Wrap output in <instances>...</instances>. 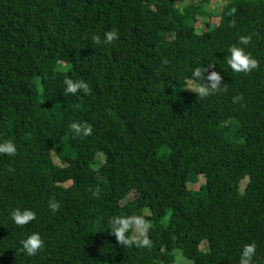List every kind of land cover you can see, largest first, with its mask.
I'll return each mask as SVG.
<instances>
[{
  "label": "trees",
  "instance_id": "1",
  "mask_svg": "<svg viewBox=\"0 0 264 264\" xmlns=\"http://www.w3.org/2000/svg\"><path fill=\"white\" fill-rule=\"evenodd\" d=\"M176 2L0 0V142L16 146L0 154V264H169L175 248L190 264H238L250 242L264 264V0ZM231 45L257 67L233 72ZM194 67L221 89L199 97ZM66 78L88 93L65 94ZM15 208L36 218L18 227ZM115 215L143 216L151 248L119 244ZM33 232L44 244L27 256L18 241Z\"/></svg>",
  "mask_w": 264,
  "mask_h": 264
},
{
  "label": "clouds",
  "instance_id": "2",
  "mask_svg": "<svg viewBox=\"0 0 264 264\" xmlns=\"http://www.w3.org/2000/svg\"><path fill=\"white\" fill-rule=\"evenodd\" d=\"M118 32L117 30L106 31L103 34V42L105 44L111 43L113 40L117 39ZM251 37L248 35H242L238 38V45H247ZM92 40L96 43L100 42L99 36H93ZM227 59L226 63L228 67L233 72H243L248 73L249 71L257 67V61L250 53L246 52L243 47L237 45H231L227 48ZM211 67V65H209ZM206 71L205 68L201 70L200 67H194L191 70V79L196 82L195 92L199 97L204 98L210 94H214L217 90V82L220 80V76L216 71H212L206 77L207 80L211 81L210 87H205L202 83L205 77L203 73ZM63 84L65 85L64 92L65 94L77 93V90L83 92L84 94L88 93V84L82 80H76L75 83L71 79H64ZM240 97H234L233 102L239 100ZM70 131L73 135L76 136H89L91 135V127L79 123L73 122L69 125ZM0 154H5L8 156H14L16 154V146L11 140H5L0 142ZM48 206L52 212H55L59 207L57 201L50 200ZM11 221L18 227L24 226L28 221H32L36 218V213L19 208L13 209L9 213ZM108 231L110 234L114 235L116 241L119 244L123 245H135L137 247L151 248V241L148 239L147 233L151 227L148 221L141 215H127L119 216L115 215L109 218L107 222ZM130 232L137 233L136 236L129 235ZM20 245V251L25 253L27 256L36 255L37 251L43 247L44 241L42 240L39 233L33 232L24 236V238L18 241ZM256 253V244L255 242H250L242 245L238 264H253V256Z\"/></svg>",
  "mask_w": 264,
  "mask_h": 264
},
{
  "label": "rangeland",
  "instance_id": "3",
  "mask_svg": "<svg viewBox=\"0 0 264 264\" xmlns=\"http://www.w3.org/2000/svg\"><path fill=\"white\" fill-rule=\"evenodd\" d=\"M176 1H177V2H176L177 6H178L179 8H181V10H182L184 7H186V6L193 5V4H195V3L198 2V0H176ZM202 6L204 7V9H205V8H206V9L208 8L207 11H208L209 14H210V16L207 17V18H205V20H208V21H209V24H214V23L217 21L218 16H219V14H218V9H219V7H220V3H219V2H212L211 4H209L208 7H205V4H203ZM204 22H205V21H201V20H200L199 26H197L198 31H200V30H202L203 28H205V24H204ZM63 65H64L63 63H60V64L57 65V66H58V68H62V67H64ZM189 88H190V89H193V88H194V84H189ZM52 154L54 155V156H53V160H54V162H55V163H59V160H58L57 158H55V154H54V153H52ZM102 160H103V153L98 152V153L96 154V161H97V164H95L94 167H95V166H98V165L102 162ZM200 181H202V179H201ZM245 182H246V180H243V181L241 182V187L244 186ZM188 185L191 186V184H188ZM136 235H137V233L134 232V236H136ZM204 245H205V242L202 243V244L200 245V247L203 248ZM172 255H173V261H172L171 263H169V264H190V263H191V260H190L189 258L185 257V256L182 254L181 250L178 249V248L173 249V251H172Z\"/></svg>",
  "mask_w": 264,
  "mask_h": 264
}]
</instances>
